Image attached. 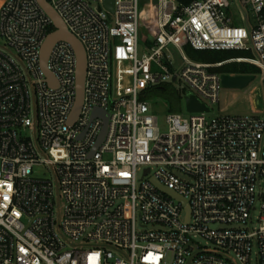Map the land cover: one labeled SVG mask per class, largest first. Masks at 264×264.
I'll use <instances>...</instances> for the list:
<instances>
[{
  "label": "built area",
  "instance_id": "obj_1",
  "mask_svg": "<svg viewBox=\"0 0 264 264\" xmlns=\"http://www.w3.org/2000/svg\"><path fill=\"white\" fill-rule=\"evenodd\" d=\"M44 1L83 47L82 102L72 120L68 43L50 48L52 80L40 66L54 30L40 0H5L0 264H264V109L211 119L168 112L162 133L142 99L177 83L215 105L224 74L213 70L234 62L255 66L264 80V0H147L151 29L140 56L139 0H113L112 12L103 0ZM185 46L250 55L202 63ZM40 166L49 176H33Z\"/></svg>",
  "mask_w": 264,
  "mask_h": 264
},
{
  "label": "rangeland",
  "instance_id": "obj_2",
  "mask_svg": "<svg viewBox=\"0 0 264 264\" xmlns=\"http://www.w3.org/2000/svg\"><path fill=\"white\" fill-rule=\"evenodd\" d=\"M5 0H0V5ZM147 0H139V16L141 23L140 36H139V56L147 51V37H149V30L151 27L148 25L150 20L146 18L145 11L147 10ZM234 16H238L237 9L233 6ZM147 19V20H146ZM239 24V23H238ZM150 27V29H149ZM3 44V39L0 36V45ZM174 57L175 65L179 68L182 65L180 55L170 48ZM187 54V53H186ZM187 56L192 59L188 54ZM199 62V61H196ZM255 78L245 88H222L220 91L219 102L215 105H209V112L205 115L207 119L214 118L218 115L240 116L252 113L253 109H264V84L261 82V76L259 73L254 74ZM177 86V83H175ZM151 112L155 114L157 118V125L160 132L165 133L168 128L166 115L169 112L168 103L163 97H157L153 100H148ZM257 103L256 106H254ZM182 117H188L189 113L185 110L183 101H181V110L179 112ZM33 176L37 178L49 176L44 167H36L33 171ZM201 244H204L205 240L199 239Z\"/></svg>",
  "mask_w": 264,
  "mask_h": 264
},
{
  "label": "water",
  "instance_id": "obj_3",
  "mask_svg": "<svg viewBox=\"0 0 264 264\" xmlns=\"http://www.w3.org/2000/svg\"><path fill=\"white\" fill-rule=\"evenodd\" d=\"M40 5L46 12V14L51 19L54 30L47 35L40 51V66L45 74L48 76L50 80H52L51 75L46 70V60L48 53L50 51L51 46L56 41L62 40L68 43L76 56V73H75V81H76V98L71 111V119L73 120L77 115L81 102H82V88H83V79L85 72V54L82 45L80 42L66 29L65 25L59 18V16L55 13V11L51 8V6L44 0H40ZM103 5L105 9L109 12L113 11V0H103ZM255 75L253 74H241V75H222L221 76V85L223 88H245L251 81H253ZM175 80V77L172 79ZM264 82V80H263ZM184 107L188 113H207L209 112V107L206 106L203 102L197 99L193 94L187 92L184 96ZM99 114V110H94V115ZM101 117L104 120V124L106 122V115L103 112H100ZM105 125L103 130L99 136V140L96 145L101 141L103 133H104ZM151 182L157 186L159 190L165 192L177 199H181L178 195L172 193L169 190H166L155 179H152ZM188 213V211H187Z\"/></svg>",
  "mask_w": 264,
  "mask_h": 264
},
{
  "label": "trees",
  "instance_id": "obj_4",
  "mask_svg": "<svg viewBox=\"0 0 264 264\" xmlns=\"http://www.w3.org/2000/svg\"><path fill=\"white\" fill-rule=\"evenodd\" d=\"M182 4H188L192 0H177ZM185 52L195 61L202 63H216L232 57L246 56L250 55L248 52H243L240 50H225V51H194L189 46L184 47ZM213 71L222 74H257L259 69L255 66L246 63H229L225 64ZM185 94V89L176 86L175 83H167L160 86H153L142 93V99L153 100L157 97H163L168 103L169 112H180L181 101H183V96Z\"/></svg>",
  "mask_w": 264,
  "mask_h": 264
},
{
  "label": "crops",
  "instance_id": "obj_5",
  "mask_svg": "<svg viewBox=\"0 0 264 264\" xmlns=\"http://www.w3.org/2000/svg\"><path fill=\"white\" fill-rule=\"evenodd\" d=\"M236 25H240V26H244L246 23L243 21V20H241L240 18H239V16H235V22H234ZM239 23V24H238ZM257 105V103L254 105V106H256ZM261 109H253L252 108V113L253 112H257V111H260Z\"/></svg>",
  "mask_w": 264,
  "mask_h": 264
},
{
  "label": "flooded vegetation",
  "instance_id": "obj_6",
  "mask_svg": "<svg viewBox=\"0 0 264 264\" xmlns=\"http://www.w3.org/2000/svg\"><path fill=\"white\" fill-rule=\"evenodd\" d=\"M262 84H264L263 80H261Z\"/></svg>",
  "mask_w": 264,
  "mask_h": 264
}]
</instances>
